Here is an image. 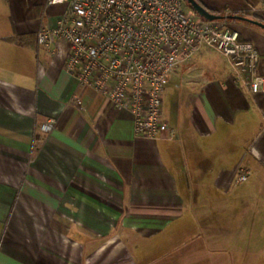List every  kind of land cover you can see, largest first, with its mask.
<instances>
[{
	"label": "crops",
	"instance_id": "0c3cea01",
	"mask_svg": "<svg viewBox=\"0 0 264 264\" xmlns=\"http://www.w3.org/2000/svg\"><path fill=\"white\" fill-rule=\"evenodd\" d=\"M46 2L0 0V264H105L109 247L113 259L156 264L185 237L204 236V223L219 232L208 237L240 232L231 223L248 211L242 193L264 189V90L251 94L244 75L224 57H205L203 46L162 95L174 135L136 136L130 112L64 70L65 42L51 51L37 45L39 27L54 26L65 10ZM200 2L219 13L264 6ZM229 24L257 48L264 77V30ZM49 119L55 126L44 132ZM237 169L251 176L235 183Z\"/></svg>",
	"mask_w": 264,
	"mask_h": 264
},
{
	"label": "built area",
	"instance_id": "2783aa9c",
	"mask_svg": "<svg viewBox=\"0 0 264 264\" xmlns=\"http://www.w3.org/2000/svg\"><path fill=\"white\" fill-rule=\"evenodd\" d=\"M64 4L52 27L36 32L38 46L48 51L56 41L67 45L64 70L83 86L93 88L117 110L133 116L136 136L157 140L174 135L163 116V92L178 66L191 69L203 46L218 52L240 75L251 94L264 90L255 45L240 39L227 19L203 20L184 0H47ZM264 6L246 13L258 16ZM228 14V13H221ZM68 102L77 108L81 101ZM56 121L42 125L49 132ZM248 169H237L233 180L245 182Z\"/></svg>",
	"mask_w": 264,
	"mask_h": 264
},
{
	"label": "rangeland",
	"instance_id": "374dc122",
	"mask_svg": "<svg viewBox=\"0 0 264 264\" xmlns=\"http://www.w3.org/2000/svg\"><path fill=\"white\" fill-rule=\"evenodd\" d=\"M206 52L205 57H211L223 63L222 56L208 48H202ZM197 53V52H196ZM195 53V54H196ZM195 54L193 58H195ZM197 56V55H196ZM249 183V182H248ZM253 184V182H252ZM244 196L248 203L246 214H238L241 221L232 222L235 227L241 224L242 230L236 232L231 237H208V235L218 234V231L209 230L213 223H204L205 229L200 234L185 237L178 246L177 253L170 251L157 256L156 264H264V189H255L247 186ZM257 210V213H256ZM258 222L252 220L256 218ZM224 223H218L222 228ZM211 225V227H210ZM194 232V231H193ZM195 233V232H194ZM179 244V245H180ZM110 247L105 249L99 260L103 259L105 264L117 261L118 264H149L146 263L142 255H120L113 259L109 254Z\"/></svg>",
	"mask_w": 264,
	"mask_h": 264
},
{
	"label": "water",
	"instance_id": "95a60500",
	"mask_svg": "<svg viewBox=\"0 0 264 264\" xmlns=\"http://www.w3.org/2000/svg\"><path fill=\"white\" fill-rule=\"evenodd\" d=\"M184 1H186L190 5L192 10L198 16L202 17L205 20L235 19L236 21L246 22L264 30V22L259 19L251 18L241 14H231V13L216 14L210 12L204 5L200 4L197 0H184Z\"/></svg>",
	"mask_w": 264,
	"mask_h": 264
},
{
	"label": "trees",
	"instance_id": "16d2710c",
	"mask_svg": "<svg viewBox=\"0 0 264 264\" xmlns=\"http://www.w3.org/2000/svg\"><path fill=\"white\" fill-rule=\"evenodd\" d=\"M200 4H202L201 2H200V0H197ZM185 4H186V6H187V8L195 15V16H198L193 10H192V8L190 7V5L185 1ZM203 5V4H202ZM206 7V6H205ZM207 8V7H206ZM210 12H213V13H216V14H220L219 12H216V11H214V10H212V9H209V8H207ZM231 14H235V13H231ZM241 15H245V16H248V17H251V18H256V19H259V20H261V21H263L264 22V20L261 18V17H259V16H256V15H251V14H249V13H246V12H244V13H240ZM198 17H200V16H198ZM201 19H203L202 17H200ZM203 20H205V19H203ZM228 21H236L235 19H228Z\"/></svg>",
	"mask_w": 264,
	"mask_h": 264
}]
</instances>
